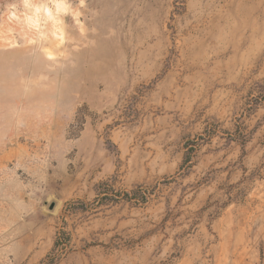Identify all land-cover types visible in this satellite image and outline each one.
Masks as SVG:
<instances>
[{"label":"rangeland","instance_id":"1","mask_svg":"<svg viewBox=\"0 0 264 264\" xmlns=\"http://www.w3.org/2000/svg\"><path fill=\"white\" fill-rule=\"evenodd\" d=\"M0 264H264V0H0Z\"/></svg>","mask_w":264,"mask_h":264},{"label":"bare ground","instance_id":"2","mask_svg":"<svg viewBox=\"0 0 264 264\" xmlns=\"http://www.w3.org/2000/svg\"><path fill=\"white\" fill-rule=\"evenodd\" d=\"M29 20H30V19H29ZM31 20H32V19H31ZM31 20H30V22H31V24H32V23H33V21H31ZM34 22H35V21H34Z\"/></svg>","mask_w":264,"mask_h":264}]
</instances>
